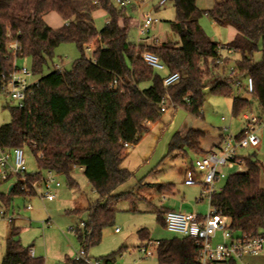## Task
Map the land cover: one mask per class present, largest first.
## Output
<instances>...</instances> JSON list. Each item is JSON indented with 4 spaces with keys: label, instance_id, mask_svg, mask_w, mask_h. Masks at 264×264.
I'll list each match as a JSON object with an SVG mask.
<instances>
[{
    "label": "trees",
    "instance_id": "obj_1",
    "mask_svg": "<svg viewBox=\"0 0 264 264\" xmlns=\"http://www.w3.org/2000/svg\"><path fill=\"white\" fill-rule=\"evenodd\" d=\"M171 1L176 13L171 26L179 42L145 45L129 40L132 16L127 6L118 7L113 0H0V75L12 70L15 56L17 60L30 59L33 73L42 75L61 44L74 43L81 52L70 69L42 75L26 106L12 108L11 121L0 126V147H28L38 156L40 166L39 172L27 173L26 181L18 176L11 191L0 193V198L9 204L16 196H35L31 183L40 181L47 170L66 176L70 186H77L71 174L82 169L99 195L86 209L85 226L76 229L85 251L101 242L105 227L114 223V204L128 196L113 194L133 175L122 166L126 144H137L150 123L161 118V100L166 98L200 117L207 88L217 95H232L231 86L212 70L221 44L201 25L204 16L236 29L234 39L222 46L239 54L233 63L236 75L250 77L254 83L251 99L246 94L233 96V115L251 111L256 101L257 118L263 120L264 0H217L209 9H200L197 0ZM98 8L108 17L100 31L92 16ZM52 12L64 20L62 26L53 28L46 23L45 17ZM12 40L19 44L15 52L7 47ZM91 45L93 58L89 59L85 52ZM145 52L158 57L163 73L147 64L142 56ZM258 52L261 59L256 61ZM225 60L229 63L233 59ZM175 72L180 79L164 87V77ZM206 136L197 129L177 132L167 155L183 148L201 153V140ZM244 160L246 170L231 174L213 193L211 204L217 213L230 218L233 232L264 237L261 167L255 155ZM165 213L158 212L164 227ZM12 224L1 264H45L43 257L31 256L33 246L22 244V229ZM139 236L148 240L150 233L143 228ZM156 251L159 264H200L198 246L190 237L158 240ZM111 258H103L105 264H112ZM67 263L86 264L76 259H67Z\"/></svg>",
    "mask_w": 264,
    "mask_h": 264
},
{
    "label": "rangeland",
    "instance_id": "obj_2",
    "mask_svg": "<svg viewBox=\"0 0 264 264\" xmlns=\"http://www.w3.org/2000/svg\"><path fill=\"white\" fill-rule=\"evenodd\" d=\"M200 1L201 3L205 2V0ZM113 2L116 6L120 7L116 0H113ZM137 2V0H133V3L126 7L128 14L132 16V26L129 30V40L131 42L138 43L139 21L141 16L147 13H151L158 20L157 24L151 27L149 33L151 38L154 39L155 37L158 40V42L153 44L160 45L165 41L179 42L178 35L173 31L171 26V22L176 16L175 8L171 0H167L166 4L159 8L155 7H158L160 0H142L141 2ZM107 19L108 17L104 9L98 8L95 10L93 20L95 27L99 31L104 28ZM45 21L53 28L60 27L63 24V21L56 13L48 14L45 17ZM201 25L206 33L213 40L220 42L221 45H226L232 41L230 39L232 35L230 28L217 25L209 16H204L201 19ZM224 51L226 49H222V52ZM85 55L87 58L92 59L93 51L86 50ZM79 57H81V52L74 43H63L56 48L53 60L48 62L42 75L48 74L57 66L61 70H68L72 67L74 60ZM237 58H239V54L232 57V63L225 61L222 65V67H225V80L228 82L232 79L228 77L227 69L233 65L234 60ZM260 59L261 53L258 52L255 54V60L259 61ZM18 64L32 70L31 61L28 58L20 59ZM222 67L219 70L223 71L224 68L222 69ZM160 72L163 73V70ZM42 75L34 73L33 80H38ZM238 79L244 82L246 76H237L235 78V80ZM235 80L233 79V81ZM205 94L206 98L202 108V115L200 117L191 115L213 129H221L225 133V136L231 132L237 133L245 126L246 120L244 114L259 116L256 101H253L251 111H243L238 115H233V96L246 94L245 96L250 99L252 98L249 93L244 92V89L236 88L232 91V95H217L212 93L210 88H207ZM16 105L17 102L12 97L4 94L0 95V126L11 121V109L16 107ZM188 114L190 113L183 107L177 109L169 108L168 112L162 113L159 120H162L166 125H162L160 129H164L165 126H170L166 138H168L169 134H174V132L179 130V124L183 122ZM222 117L226 120H222ZM172 119L175 121L171 125L170 121ZM228 126H230V129H226ZM175 127L177 128L176 131L174 129ZM257 130L261 139L260 145L257 148H245L240 151L244 155L252 156L255 154L264 172V116L263 123L257 125ZM169 142L163 143L162 141V144L159 145L158 151L154 159H152V167L146 168L148 173H145L147 174L145 180L159 185L174 184V198L184 200L191 206L193 211L203 215L207 214L209 211V201L207 198L203 199V201H198L200 188L196 186L197 184L192 186L184 184L185 171L191 165L192 161H195L193 153L188 151L187 148H183L182 150L167 155ZM145 146L146 143L144 144ZM163 148L164 153L159 157ZM132 150L133 148L130 147L128 152L130 153ZM24 156L27 163V172H39L38 156L28 147L24 148ZM157 158L158 160L155 161ZM125 165L127 164L124 163ZM135 168L132 165L130 171L133 173ZM225 172L227 177L216 183L218 188H222L228 177L235 171L226 169ZM142 177L136 175L134 172L129 180L119 186L113 193L114 195L128 193V196L114 204L117 210L114 223L105 227L101 242L90 246L86 250L92 264L98 260L102 264H105L106 262L103 258L109 256L112 257V264H159L155 247L149 246V250L153 252L152 256L149 257H146L141 251V247H148L149 243L146 239H140L139 231L143 228L148 229L150 239L153 242L171 239L173 237H182L179 234L168 231L159 222L158 208H160L159 203L161 199L154 198L146 201L137 198V195H135L137 192V184ZM71 178L76 181L77 186H70L66 176H58L61 187L54 190L56 198L53 201L43 200L39 195L33 197L16 196L8 204L0 198V264L4 257L5 238L11 228V223L1 214V211H5L13 217L12 225L22 229V244L26 247L32 245L37 253V257H43L45 264H68L67 259H75L76 253L83 247L78 242L76 234L71 231V228L76 227L81 221L87 218L86 209L91 203L99 199V195L95 192L92 184L79 168L74 170ZM15 183L16 177L14 176L7 181L0 179V193H8L9 187ZM157 191L155 189L154 192ZM29 204L32 206L31 210L27 209ZM78 209L82 210L81 214L75 213Z\"/></svg>",
    "mask_w": 264,
    "mask_h": 264
},
{
    "label": "built area",
    "instance_id": "obj_3",
    "mask_svg": "<svg viewBox=\"0 0 264 264\" xmlns=\"http://www.w3.org/2000/svg\"><path fill=\"white\" fill-rule=\"evenodd\" d=\"M120 6H127L133 3V0H116ZM167 0H160L159 5L162 6ZM158 22L151 13L142 15L138 25L139 39L149 37L151 27ZM158 42L157 39H154ZM8 49L17 51L19 48L18 41H10ZM91 47L88 48L90 50ZM222 45L219 50L218 57L212 64V70L218 74L221 81L228 83L232 91L234 89H244L245 93H252L254 90V83L252 78L246 76V80L241 82V79L235 80L237 77L234 65L227 69L228 77L232 80L230 82L225 80V57L222 55ZM229 50V49H228ZM231 51V50H230ZM233 52V51H231ZM143 58L148 65L157 70H163L164 65L159 61L158 57L149 53H143ZM15 56L14 66L8 73L0 75V95L12 97L17 102V107L23 109L26 106V100L29 96L34 94L35 87L38 86L39 80H33L34 73L26 66L18 64ZM222 67L224 70H219ZM54 70H61L57 66ZM180 79L178 72L166 75L163 79V86L168 87L176 83ZM233 79L235 81H233ZM116 84L117 81H114ZM161 111L167 112L169 108L177 109L178 106L174 103H169L166 98L160 102ZM246 124L242 134L234 135L229 133L226 135L221 145L208 151L206 154L198 157L193 162V166L185 171V185H201V192L198 201H203L207 198L209 201V211L205 215H198L192 212L185 211H167L164 215L166 229L172 233L181 235L182 237H190L194 239L198 246L197 259L200 264H246L244 257L264 255V237L249 236L247 234H237L230 228V218L216 212L211 204L213 193L219 191L221 188L216 186V183L222 179H226L227 174L225 170H234V173L244 172L246 170L245 160L238 155L239 149L257 148L260 145L261 139L258 135L257 125L263 123L255 115L244 114ZM222 120H225L222 117ZM230 129V126L226 127ZM126 146H130L126 144ZM27 163L24 156V148L14 147L11 149H3L0 147V179L7 180L9 176L16 177V180L21 177L22 181H26ZM199 174L201 176H199ZM59 174L54 171H44L40 181L31 183V187L35 192V196L39 195L43 200L53 201L56 198L54 190L61 187V182L58 180ZM30 189L26 188V192ZM27 209H32L29 204ZM1 214L8 220L9 223L13 221V217L5 211ZM85 223L81 221L76 227L71 228L76 234L77 228H83ZM118 231V229L116 230ZM220 233L221 241L214 242L217 234ZM149 246L157 247L158 242H149L148 247L142 246L141 251L146 257L152 256L153 252L149 250ZM83 247V246H82ZM32 257H35L33 250L30 251ZM76 260H82L86 264H92L84 247L76 253ZM94 264H102L99 260Z\"/></svg>",
    "mask_w": 264,
    "mask_h": 264
},
{
    "label": "crops",
    "instance_id": "obj_4",
    "mask_svg": "<svg viewBox=\"0 0 264 264\" xmlns=\"http://www.w3.org/2000/svg\"><path fill=\"white\" fill-rule=\"evenodd\" d=\"M216 1L217 0H205V2L201 3L200 0H197V6L200 9H209L214 5V3ZM164 5H162V6H164ZM159 7H160V5H158V7H155V8H159ZM94 12L92 13L93 17H94ZM52 13H54V12H52ZM49 14H51V13H49ZM60 19L63 21V24H64V20L61 17H60ZM227 27L230 28V32L232 33L230 39L233 40L237 34V31L232 26H227ZM56 28H58V27H56ZM154 39H157V38L154 37ZM154 39L151 38L150 36L144 37V38L139 39L138 44L151 45V44L155 43ZM224 52H222V55L224 54L225 58L232 59V57L236 56V53L231 52L228 49H226V51H224ZM230 63H232V61ZM167 112H168V110H167ZM191 116H192L191 113L188 114L186 116V118L183 120V122L179 124V130H177L176 127L174 128L175 131L177 130L176 132H174V134L177 132L181 133V134H186L190 129H197V130H201V131L207 133V136L201 140V149H202L201 153H195V152L187 149L188 151L193 153L194 158L196 159V158L206 154L208 151L218 148L221 145L223 138L225 137V133L221 129H218V130L213 129L212 127L208 126L207 124H204L199 119L194 118L193 116L191 117ZM174 121H175L174 119H172L170 121L171 125L174 123ZM162 125L163 126L166 125V124H164V122H162V120H158L156 122L150 123L149 130L147 132H145L144 135L141 136L140 141L137 144L130 146L133 148V150L129 153L128 150L130 147L129 148L127 147V149H126V153H125V156H124L123 161H122V166L127 168L128 170H130L131 166L133 165V167H136L134 169L135 174L139 175L141 177L143 176L142 179H140L139 183L137 184V192L135 195H137L138 199H143L146 201H150L154 198L161 199L160 203H159L160 208H158V212L159 211L167 212V211L174 210V211L192 212V213H196L198 215H203V214H200L196 211H193L191 206L188 205L184 200H178V199L173 197L174 189H175L174 184H172V183L164 184V186H162L160 188V187H158L159 184H155L154 182L145 180L146 179L145 177L147 175L145 173H148L147 169L152 167L151 166L153 164L152 159H154V156L156 155V152L158 151L159 145L162 144V141H163V143L164 142L167 143V141L168 142L171 141V138L174 135V134H169L168 138H166V134L169 131L170 126H165L164 129H160ZM243 129H244V127H242V129L237 133L236 132H233V133L231 132V133L234 135H238L239 133H241L243 131ZM158 132H160V134H158ZM145 143H146V146L144 147ZM161 149H162V147H161ZM152 150H153V152H152ZM240 150H242V149H239L237 151L239 156H241L243 158L251 156V155L242 154ZM163 153H164V148H163V150H161L159 157H161V155ZM186 154L188 155L187 152H186ZM158 158L155 161H157ZM255 158H256V156H255ZM256 160L258 162L257 158H256ZM193 162L194 161H192L191 165H189L187 167V169L193 166ZM124 163H126L127 165L124 166ZM258 164H259V162H258ZM259 166L261 167L260 164H259ZM79 170L81 172H83L82 169L79 168ZM199 176H201V175L199 174ZM5 181H7V180H5ZM260 184L262 187H264V172L262 170V167H261V175H260ZM11 186L13 188L14 184ZM188 186H192V185H188ZM196 186H198L200 188V192H201V185L197 184ZM155 189H157L158 191L154 192ZM10 191L8 190V193ZM29 197H33V196H29ZM28 210H31V209H28ZM78 210H80V209H78ZM8 233H9V231H8ZM8 233L6 235V238L8 236ZM6 238H5V241H6ZM148 241L150 242L152 240L149 238ZM220 241H221V235H220V233H218L214 239V242H220ZM32 250L35 253V257H37V253H36L35 249L32 248ZM243 261L246 264H264V255L246 256V257H244Z\"/></svg>",
    "mask_w": 264,
    "mask_h": 264
},
{
    "label": "water",
    "instance_id": "obj_5",
    "mask_svg": "<svg viewBox=\"0 0 264 264\" xmlns=\"http://www.w3.org/2000/svg\"><path fill=\"white\" fill-rule=\"evenodd\" d=\"M12 189V186L9 188V191Z\"/></svg>",
    "mask_w": 264,
    "mask_h": 264
}]
</instances>
